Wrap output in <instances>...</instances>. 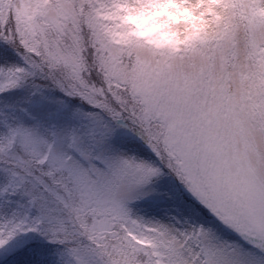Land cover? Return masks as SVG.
Masks as SVG:
<instances>
[{"label": "snow or ice", "instance_id": "1", "mask_svg": "<svg viewBox=\"0 0 264 264\" xmlns=\"http://www.w3.org/2000/svg\"><path fill=\"white\" fill-rule=\"evenodd\" d=\"M0 264H264V0H0Z\"/></svg>", "mask_w": 264, "mask_h": 264}]
</instances>
